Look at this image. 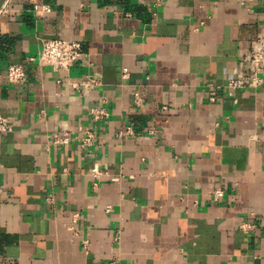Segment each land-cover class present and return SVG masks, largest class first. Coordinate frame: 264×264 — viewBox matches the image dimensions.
I'll return each mask as SVG.
<instances>
[{"label":"crops","instance_id":"0c3cea01","mask_svg":"<svg viewBox=\"0 0 264 264\" xmlns=\"http://www.w3.org/2000/svg\"><path fill=\"white\" fill-rule=\"evenodd\" d=\"M6 1L0 264H264V80L236 99L207 85L240 74L264 0ZM64 37L81 42L82 61L28 62ZM12 63H27L22 83L8 82ZM87 74L101 85L80 94L72 83ZM96 106L109 115L93 120Z\"/></svg>","mask_w":264,"mask_h":264},{"label":"built area","instance_id":"2783aa9c","mask_svg":"<svg viewBox=\"0 0 264 264\" xmlns=\"http://www.w3.org/2000/svg\"><path fill=\"white\" fill-rule=\"evenodd\" d=\"M12 9L8 2L0 5V17L8 15ZM33 10L36 14L44 11H50L46 5L34 6ZM81 42L71 38H46L41 41L40 51L36 56L30 57L28 62H39L40 64L53 69V71H67L72 66L82 61L85 57ZM26 64L27 63H12L7 68L6 78L9 83L18 84L26 79ZM240 74L229 78L225 83L217 84L208 82V87L215 92V90L224 88L230 97L235 98L237 91L245 87L246 84L253 87H258L264 80V32L263 34L253 38L250 42V47L244 57V66L240 70ZM123 73L126 74V71ZM101 85L100 78L87 74L80 81L72 83V87L80 94L86 91L97 88ZM211 101H215L214 94L209 96ZM140 98H136L135 103L140 104ZM90 114L93 120L106 118L109 113L104 106H96L91 108ZM11 125L9 120L0 116V130L10 131ZM95 135L93 131L87 129L82 136L83 146H90L94 143ZM69 141V133L67 131H60L54 134L53 142L56 144H66ZM92 174L95 177L101 176V170L97 167L92 169ZM224 195V188L218 187L212 193L214 200L220 201ZM110 208H107L109 211ZM72 224L69 226L75 233L74 224L79 220L80 212H74ZM240 229L244 232H249L255 225L249 221L240 223ZM87 240H83V246L86 247ZM110 264H125L118 257L113 258Z\"/></svg>","mask_w":264,"mask_h":264}]
</instances>
